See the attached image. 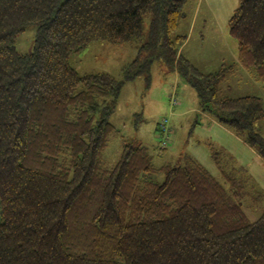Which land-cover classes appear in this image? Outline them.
I'll list each match as a JSON object with an SVG mask.
<instances>
[{"label": "trees", "instance_id": "1", "mask_svg": "<svg viewBox=\"0 0 264 264\" xmlns=\"http://www.w3.org/2000/svg\"><path fill=\"white\" fill-rule=\"evenodd\" d=\"M187 3L0 0V264H264V210L255 221L245 212L262 194L231 156L211 149L219 177L189 157L158 166L142 143H122L112 166L104 159L123 85L149 81L160 60L264 160L262 100L221 98L233 66L204 74L180 52ZM146 15L148 42L121 79L70 65L92 43L140 41ZM27 26L34 45L21 54ZM228 31L235 63L264 81V0H238Z\"/></svg>", "mask_w": 264, "mask_h": 264}, {"label": "rangeland", "instance_id": "2", "mask_svg": "<svg viewBox=\"0 0 264 264\" xmlns=\"http://www.w3.org/2000/svg\"><path fill=\"white\" fill-rule=\"evenodd\" d=\"M238 0H188L185 18L177 34L187 33L182 55L201 73L218 71L220 67L233 66L220 87L221 98L235 99L244 96L259 97L264 105V81H257L252 74L237 65V44L228 31V20ZM151 15L144 18L143 38L129 43L95 42L80 53L70 57V65L79 75L107 73L121 79L122 70L132 63L143 43L148 42ZM36 28L27 26L15 40L17 52L23 54L33 49ZM147 75L136 76L123 85L110 116L118 130L108 144L104 159L108 166L116 163L122 143H142L155 156V164H179L186 158L198 161L209 173L219 177L211 149L223 151L227 157L251 177L249 188L261 193V201L246 209L250 221L259 218L264 210V160L247 146L229 128L214 121V116L203 111L194 89L173 68L157 60ZM149 83V84H148ZM175 95L177 105L171 106ZM168 120L169 143L160 152V132L157 124ZM264 138V120L255 125Z\"/></svg>", "mask_w": 264, "mask_h": 264}, {"label": "built area", "instance_id": "3", "mask_svg": "<svg viewBox=\"0 0 264 264\" xmlns=\"http://www.w3.org/2000/svg\"><path fill=\"white\" fill-rule=\"evenodd\" d=\"M177 105V100L175 98L171 99V106L175 107ZM157 130L160 132L161 135V146L166 147L169 143V134L170 129L168 127V120L163 118L157 124Z\"/></svg>", "mask_w": 264, "mask_h": 264}, {"label": "crops", "instance_id": "4", "mask_svg": "<svg viewBox=\"0 0 264 264\" xmlns=\"http://www.w3.org/2000/svg\"><path fill=\"white\" fill-rule=\"evenodd\" d=\"M182 35H186V39H185V41H184V43L182 44V46H181V49H182V47H183V45L185 44V42L187 41V33H182ZM181 49H180V52H181ZM182 54V53H181ZM214 121L216 122V123H218L217 122V120L214 118ZM219 124V123H218Z\"/></svg>", "mask_w": 264, "mask_h": 264}]
</instances>
